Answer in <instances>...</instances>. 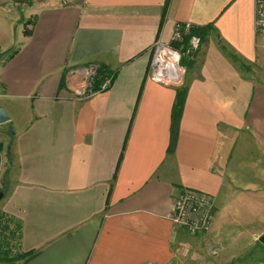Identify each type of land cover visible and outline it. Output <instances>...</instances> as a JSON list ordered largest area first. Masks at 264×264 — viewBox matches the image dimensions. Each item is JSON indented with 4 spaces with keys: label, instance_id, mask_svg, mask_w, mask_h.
Wrapping results in <instances>:
<instances>
[{
    "label": "crops",
    "instance_id": "obj_1",
    "mask_svg": "<svg viewBox=\"0 0 264 264\" xmlns=\"http://www.w3.org/2000/svg\"><path fill=\"white\" fill-rule=\"evenodd\" d=\"M3 3L20 14H0V106L10 117L0 130V212L20 224V252L35 253L25 264L198 255V242L171 221L179 194L210 195L217 210L237 192L230 187L242 195L264 185L256 0ZM176 22L202 38L182 61V87L148 79L151 47L171 44ZM92 64L113 85L75 99L70 72Z\"/></svg>",
    "mask_w": 264,
    "mask_h": 264
},
{
    "label": "built area",
    "instance_id": "obj_2",
    "mask_svg": "<svg viewBox=\"0 0 264 264\" xmlns=\"http://www.w3.org/2000/svg\"><path fill=\"white\" fill-rule=\"evenodd\" d=\"M12 4V0H5ZM36 0H26L33 3ZM255 27L259 35L264 36V0H256ZM191 22H176L173 29L172 43L161 39L151 47L152 59L148 70V79L166 86L182 87L186 69L183 59L193 60L202 46V38L194 33ZM97 64L74 68L71 76L75 79L73 94L75 99L86 100L108 91L114 82V75L102 72ZM99 80V87L95 86ZM0 124V130L2 129ZM215 206L210 195L185 189L177 197L171 221L192 236L212 231L215 222Z\"/></svg>",
    "mask_w": 264,
    "mask_h": 264
},
{
    "label": "rangeland",
    "instance_id": "obj_3",
    "mask_svg": "<svg viewBox=\"0 0 264 264\" xmlns=\"http://www.w3.org/2000/svg\"><path fill=\"white\" fill-rule=\"evenodd\" d=\"M7 9L9 7L6 4L0 5V11H4L0 14L12 16L14 12L19 13L20 11L11 10L9 12ZM22 11V14H25L23 8ZM259 39L264 44V37L260 36ZM237 188L230 187L231 191H237L233 193L234 195L227 193L222 196L221 206L215 209L212 231L201 238L192 237V241L200 245L196 246L199 254L195 255L193 251L186 253L183 250L176 258V261H180L179 264H217V262L219 264H256L264 260V246L262 245L263 248L259 246V237L264 233V185L258 188L253 187V190L250 186L243 187L246 192L244 191L245 194L242 195H239L240 187ZM254 189H258L259 193H254ZM218 211L219 213L221 211L219 215H217ZM217 216H219L218 221ZM0 225V227L9 228V231H15L18 226L14 220L1 215V212ZM9 231L1 233L0 241L2 243L6 241L9 243L8 247L16 248L17 236H12ZM218 255L221 257L218 258ZM185 258H192V262L185 261Z\"/></svg>",
    "mask_w": 264,
    "mask_h": 264
},
{
    "label": "trees",
    "instance_id": "obj_4",
    "mask_svg": "<svg viewBox=\"0 0 264 264\" xmlns=\"http://www.w3.org/2000/svg\"><path fill=\"white\" fill-rule=\"evenodd\" d=\"M17 225L18 226L15 231H9V228L0 227V236H1V233H5V231H9L12 236H15V235L17 236V246H15L16 248H12L11 246L8 247L9 243H7L6 241L5 243H2L0 241V264H25L29 259H31L35 255L34 252L32 253H21L20 252L21 226L20 224H17ZM6 240H7V237H6ZM259 246L263 248V246L260 243H259Z\"/></svg>",
    "mask_w": 264,
    "mask_h": 264
},
{
    "label": "water",
    "instance_id": "obj_5",
    "mask_svg": "<svg viewBox=\"0 0 264 264\" xmlns=\"http://www.w3.org/2000/svg\"><path fill=\"white\" fill-rule=\"evenodd\" d=\"M14 4L25 5L26 0H12ZM10 122V117L0 106V124L4 125ZM3 198V193H0V200ZM259 243L264 246V233L259 237Z\"/></svg>",
    "mask_w": 264,
    "mask_h": 264
}]
</instances>
